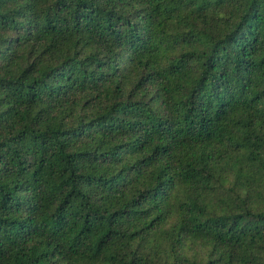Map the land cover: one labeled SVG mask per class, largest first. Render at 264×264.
I'll use <instances>...</instances> for the list:
<instances>
[{
	"label": "trees",
	"instance_id": "16d2710c",
	"mask_svg": "<svg viewBox=\"0 0 264 264\" xmlns=\"http://www.w3.org/2000/svg\"><path fill=\"white\" fill-rule=\"evenodd\" d=\"M0 264H264V0H0Z\"/></svg>",
	"mask_w": 264,
	"mask_h": 264
}]
</instances>
